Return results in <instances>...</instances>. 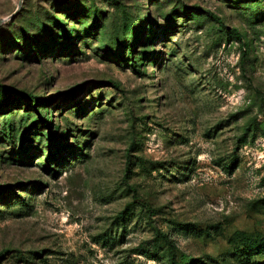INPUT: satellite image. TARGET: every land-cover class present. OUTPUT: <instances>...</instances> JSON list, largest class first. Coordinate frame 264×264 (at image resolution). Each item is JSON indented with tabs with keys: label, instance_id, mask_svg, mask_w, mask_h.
<instances>
[{
	"label": "rangeland",
	"instance_id": "rangeland-1",
	"mask_svg": "<svg viewBox=\"0 0 264 264\" xmlns=\"http://www.w3.org/2000/svg\"><path fill=\"white\" fill-rule=\"evenodd\" d=\"M163 235L264 264V0H0V264H169Z\"/></svg>",
	"mask_w": 264,
	"mask_h": 264
},
{
	"label": "trees",
	"instance_id": "trees-1",
	"mask_svg": "<svg viewBox=\"0 0 264 264\" xmlns=\"http://www.w3.org/2000/svg\"><path fill=\"white\" fill-rule=\"evenodd\" d=\"M23 96L28 97L27 95H23ZM32 97L33 96H30L29 99L35 101L36 99H34ZM48 148L50 149V147H48ZM50 154H51V151L49 150V154L47 155V160H49L51 158ZM163 238H164V241L166 242V245H167V251H168V255H169V264H177L176 248H175L174 244L172 243L171 239L168 236L163 235Z\"/></svg>",
	"mask_w": 264,
	"mask_h": 264
}]
</instances>
